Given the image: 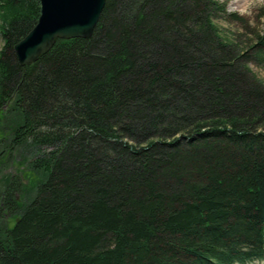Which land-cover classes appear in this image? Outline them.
Segmentation results:
<instances>
[{
    "label": "trees",
    "instance_id": "obj_1",
    "mask_svg": "<svg viewBox=\"0 0 264 264\" xmlns=\"http://www.w3.org/2000/svg\"><path fill=\"white\" fill-rule=\"evenodd\" d=\"M40 10L0 0V134L48 150L32 200L4 191L0 264L263 262L264 36H225L226 1L106 0L20 66Z\"/></svg>",
    "mask_w": 264,
    "mask_h": 264
},
{
    "label": "rangeland",
    "instance_id": "obj_2",
    "mask_svg": "<svg viewBox=\"0 0 264 264\" xmlns=\"http://www.w3.org/2000/svg\"><path fill=\"white\" fill-rule=\"evenodd\" d=\"M226 1L228 12L236 14L242 23L235 22L229 24L223 20L217 22V26L221 32L230 38H240L242 41L252 38V35L259 34L264 36V0H219ZM245 26V28H243ZM250 33V34H249ZM254 37V36H253ZM2 41L0 38V49ZM252 71L264 83V66H251ZM2 126H0L1 132ZM9 135V134H8ZM1 138L0 146V202L3 201L4 191L10 186L11 181L17 184L20 193H13L17 203L20 206L27 204L35 196L36 184L40 182L41 176L33 171L31 162L38 158L43 151H36L27 145V147H19L10 149L9 136ZM6 140V141H5ZM21 182L22 185H19ZM1 209V208H0ZM0 213H7L1 209ZM1 216V215H0ZM6 226L11 228L18 218V213L14 215L5 214ZM250 264H264L263 262H254Z\"/></svg>",
    "mask_w": 264,
    "mask_h": 264
},
{
    "label": "water",
    "instance_id": "obj_3",
    "mask_svg": "<svg viewBox=\"0 0 264 264\" xmlns=\"http://www.w3.org/2000/svg\"><path fill=\"white\" fill-rule=\"evenodd\" d=\"M105 3L106 0H40L36 26L13 48L19 65L36 62L57 40L90 38Z\"/></svg>",
    "mask_w": 264,
    "mask_h": 264
},
{
    "label": "flooded vegetation",
    "instance_id": "obj_4",
    "mask_svg": "<svg viewBox=\"0 0 264 264\" xmlns=\"http://www.w3.org/2000/svg\"><path fill=\"white\" fill-rule=\"evenodd\" d=\"M0 208H1V209H3V210H5V209H4V204H3V201H2V202H0ZM1 209H0V212H2V210H1ZM0 215H1V216H0V224H1V221H2V216H4L5 214H4V213H0ZM5 217L7 218L8 216H5ZM6 218H5V219H6ZM15 222H16V221H15Z\"/></svg>",
    "mask_w": 264,
    "mask_h": 264
}]
</instances>
